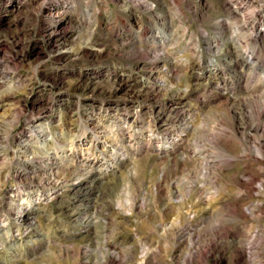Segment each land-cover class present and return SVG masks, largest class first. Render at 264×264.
<instances>
[{"label": "rangeland", "instance_id": "1", "mask_svg": "<svg viewBox=\"0 0 264 264\" xmlns=\"http://www.w3.org/2000/svg\"><path fill=\"white\" fill-rule=\"evenodd\" d=\"M0 264H264V0H0Z\"/></svg>", "mask_w": 264, "mask_h": 264}]
</instances>
